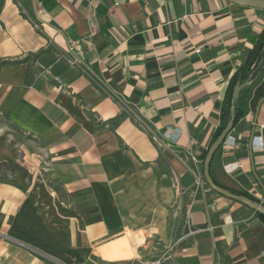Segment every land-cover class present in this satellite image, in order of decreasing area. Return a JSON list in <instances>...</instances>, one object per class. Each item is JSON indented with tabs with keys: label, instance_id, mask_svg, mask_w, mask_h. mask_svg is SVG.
<instances>
[{
	"label": "crops",
	"instance_id": "crops-1",
	"mask_svg": "<svg viewBox=\"0 0 264 264\" xmlns=\"http://www.w3.org/2000/svg\"><path fill=\"white\" fill-rule=\"evenodd\" d=\"M263 30L264 11L224 0H0V264L140 259L162 178L189 214L176 264H264V222L210 190L201 160ZM239 94L236 148L210 174L259 202L264 71Z\"/></svg>",
	"mask_w": 264,
	"mask_h": 264
},
{
	"label": "rangeland",
	"instance_id": "rangeland-1",
	"mask_svg": "<svg viewBox=\"0 0 264 264\" xmlns=\"http://www.w3.org/2000/svg\"><path fill=\"white\" fill-rule=\"evenodd\" d=\"M2 125H4V122L0 121V126ZM167 182V179L162 178L160 183L162 194L160 202V226L153 227L148 224L142 227V229H144L142 232L145 233L146 238L141 247L137 249L140 259H132L128 262L112 264H154L164 259L166 261L162 264H176L178 261L177 254L180 251L179 247L187 229L186 220L183 219L186 203L180 200L179 195L175 197L170 196V199L163 195L167 190L165 187ZM220 184L224 187H234L228 179L226 182H221ZM149 205L145 211H140V213L142 212L145 214L147 223L148 220L150 222L152 221V215L155 212H153L152 206ZM133 229L138 228L135 227ZM20 244L22 243H18L19 246ZM21 246L25 247L26 245L22 244Z\"/></svg>",
	"mask_w": 264,
	"mask_h": 264
},
{
	"label": "water",
	"instance_id": "water-1",
	"mask_svg": "<svg viewBox=\"0 0 264 264\" xmlns=\"http://www.w3.org/2000/svg\"><path fill=\"white\" fill-rule=\"evenodd\" d=\"M225 2L231 4V5H235V6H239V7H244V8H250V9H254V10H261L264 11V0H224ZM249 83L252 82H245L243 84H239L237 83L232 91V95H231V107H230V119L229 121L226 123L224 129L222 130V132L220 133V135L217 137V139L215 140V142L208 148L205 158L203 160V168H202V177L203 180L206 184V186L212 190L213 192L219 194L220 196H223L224 198H227L229 200L235 201L240 203L241 205L247 207L248 209L252 210L254 213H258L262 216H264V206L263 204L259 203V202H255L252 201L250 199H248L245 196H238L235 194H231L228 190L219 187L217 185L214 184L211 176H210V164L212 161L213 156L215 155V153L217 152L218 148L222 145L224 139L226 138L227 135L230 134V132L233 129V124H234V120H235V114H234V104L235 102L238 100L239 97V93L241 92V90L247 86ZM264 102V97L261 98L257 104H256V108H255V114L257 115L258 109L260 107V105ZM256 120H254L253 122V126L250 130V135H249V144H248V152H249V159H250V163H251V170L252 173L254 174V167H253V161H252V149H251V143H252V139L254 137V126H255ZM258 181V178H257ZM259 184L261 186V189L264 192V185L259 181Z\"/></svg>",
	"mask_w": 264,
	"mask_h": 264
},
{
	"label": "trees",
	"instance_id": "trees-1",
	"mask_svg": "<svg viewBox=\"0 0 264 264\" xmlns=\"http://www.w3.org/2000/svg\"><path fill=\"white\" fill-rule=\"evenodd\" d=\"M252 48L248 50L242 57V62L239 68L235 71L228 82V86L225 92L224 100L220 107V124L213 135V140L211 145L215 142L217 137L220 135L222 130L224 129L226 123L230 119V107H231V95L234 86L239 83L240 85L245 82H254L264 71V30L263 32L256 38L251 39ZM240 95V94H239ZM239 98V97H238ZM234 114L235 120L233 124V129L235 125L244 117V112L242 110H237L234 104ZM232 129V130H233ZM231 133V132H230ZM262 135L264 138V128L262 130ZM220 148V147H219ZM218 148V150H219ZM217 150V152H218ZM206 152H203L201 155V160L203 161L206 155ZM216 152V153H217ZM213 156L211 163L213 162L215 156ZM211 176V174H210ZM215 185L222 187L228 190L231 194H235L238 196H245L248 199L258 202L255 198L247 194L246 192H238L233 189H229L227 187L222 186L219 184L212 176H211ZM264 206V204H263ZM256 216L260 218L264 222V216L256 213Z\"/></svg>",
	"mask_w": 264,
	"mask_h": 264
},
{
	"label": "built area",
	"instance_id": "built-area-1",
	"mask_svg": "<svg viewBox=\"0 0 264 264\" xmlns=\"http://www.w3.org/2000/svg\"><path fill=\"white\" fill-rule=\"evenodd\" d=\"M197 51H199V50H197ZM263 128H264V126L260 127L261 132H262ZM236 142H237V138L236 137H233L230 134L226 136V138L224 139V141H223V143L221 145L225 155L233 153V151L236 148V144H237ZM251 149H252L253 152H260V153L264 154V138H263L262 133H260V135H254V137L252 139V143H251ZM223 169H224L226 174H232V173H234L237 170H242L243 169V164L241 162H233V163H230V164H226L223 167ZM263 202H264V194L261 195L259 203L262 204ZM188 215L189 214H187V216H186L187 225H188V218H189ZM21 245L22 244H20V246ZM165 261L166 260L164 259L161 262H156V263L157 264H162Z\"/></svg>",
	"mask_w": 264,
	"mask_h": 264
},
{
	"label": "bare ground",
	"instance_id": "bare-ground-1",
	"mask_svg": "<svg viewBox=\"0 0 264 264\" xmlns=\"http://www.w3.org/2000/svg\"><path fill=\"white\" fill-rule=\"evenodd\" d=\"M154 264H157V263H154Z\"/></svg>",
	"mask_w": 264,
	"mask_h": 264
}]
</instances>
